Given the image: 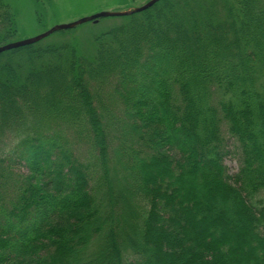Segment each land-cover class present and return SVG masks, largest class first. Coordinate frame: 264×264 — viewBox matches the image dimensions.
<instances>
[{
  "label": "trees",
  "instance_id": "16d2710c",
  "mask_svg": "<svg viewBox=\"0 0 264 264\" xmlns=\"http://www.w3.org/2000/svg\"><path fill=\"white\" fill-rule=\"evenodd\" d=\"M239 8L191 28L154 5L75 85L1 84L0 264H264V2Z\"/></svg>",
  "mask_w": 264,
  "mask_h": 264
},
{
  "label": "rangeland",
  "instance_id": "374dc122",
  "mask_svg": "<svg viewBox=\"0 0 264 264\" xmlns=\"http://www.w3.org/2000/svg\"><path fill=\"white\" fill-rule=\"evenodd\" d=\"M150 1L152 0H0V47L34 38L58 25L74 23L102 12L131 11ZM240 1L162 0L156 4V8L165 11L172 10V18L182 20V23L191 28L220 24V27L227 29L229 26L227 24L231 23V19L234 17V20H238L240 16ZM262 1L264 2V0ZM134 19L144 20L145 15L100 18L97 22H89L72 30L56 32L36 44L15 52L2 53L0 57V91L3 89L1 84H6V86H9V83L13 84L11 88H13L14 94L17 92L15 87L29 85L32 91L25 97L26 105L30 100L35 99L37 94L42 96L50 92L49 88H44L47 87L43 85L44 83L39 87L30 83L36 84L43 80L46 82L47 79L52 78L55 84L61 87L66 78L69 84L75 85L74 80L77 79L78 71H80L77 68L79 66L87 68L89 64L100 63L101 56L105 52L103 49L112 47L117 49L120 46V41L116 37L117 34L113 35L112 33L124 32L127 37L130 28L138 24L137 22L131 23ZM103 61L106 62V59L101 62ZM114 62L117 64L116 60ZM115 63L111 62V65H116ZM52 66H58L54 75L48 73ZM37 73L41 74L40 80H36ZM56 74L63 76L58 77ZM78 81L81 82L80 79ZM112 81H114L113 77L104 88L99 90L94 87L95 97L101 96L103 99L109 97L116 85ZM59 98H61L60 95ZM95 102L100 105L97 101ZM110 110L111 113L108 111L109 114L106 113L105 117L111 116L114 121L121 117L116 101L112 103ZM8 141L10 140L8 139L6 142ZM226 151L225 165L230 175H235L241 166L239 145L230 138ZM78 154L85 161L91 160L84 147L78 151ZM171 187L172 185L169 184L164 185L163 190L169 191ZM130 189L132 188L130 187ZM183 219L186 224L191 222L189 219ZM159 235L161 236V234ZM133 236L135 235L133 234ZM159 238L160 241L155 244L157 248L163 246L165 242L162 237Z\"/></svg>",
  "mask_w": 264,
  "mask_h": 264
},
{
  "label": "water",
  "instance_id": "95a60500",
  "mask_svg": "<svg viewBox=\"0 0 264 264\" xmlns=\"http://www.w3.org/2000/svg\"><path fill=\"white\" fill-rule=\"evenodd\" d=\"M160 1H162V0H152L140 8H136L134 10L127 11V12H116V13L102 12V13L96 14V15L91 16V17L80 19L79 21H76L74 23L65 24V25H58V26L53 27L49 31H47L41 35H38L34 38L27 39V40L20 41V42H16V43H11V44L0 47V54H2L4 52L11 51V50H15V49H19L22 47H26L29 45L36 44V43L44 40L45 38L51 36L52 34H54L56 32L72 30L78 26H81V25L89 23V22H97L98 19H100V18L126 17V16H131L134 14H139V13H142V12L147 11L148 9L152 8L154 5H156Z\"/></svg>",
  "mask_w": 264,
  "mask_h": 264
}]
</instances>
